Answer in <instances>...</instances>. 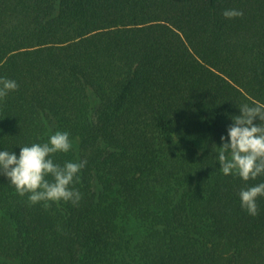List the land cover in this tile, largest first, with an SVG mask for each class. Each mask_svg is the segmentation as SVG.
<instances>
[{
  "label": "trees",
  "instance_id": "16d2710c",
  "mask_svg": "<svg viewBox=\"0 0 264 264\" xmlns=\"http://www.w3.org/2000/svg\"><path fill=\"white\" fill-rule=\"evenodd\" d=\"M0 76V147L60 129L86 161L76 204L0 175V264H264V196L210 151L264 103V0H0Z\"/></svg>",
  "mask_w": 264,
  "mask_h": 264
},
{
  "label": "clouds",
  "instance_id": "9594fccd",
  "mask_svg": "<svg viewBox=\"0 0 264 264\" xmlns=\"http://www.w3.org/2000/svg\"><path fill=\"white\" fill-rule=\"evenodd\" d=\"M226 18L243 15L236 8L222 11ZM15 79L0 76V100L18 88ZM238 114L226 112L230 123L220 143L212 142L210 151L218 170L225 176H238L245 184L238 192L240 207L249 216H257V200L264 196V103L242 102L236 105ZM19 152L0 147V175L14 187L16 193L27 197L31 204L70 202L76 204L81 192L75 186L80 180V170L85 160H55L56 153H67L74 141L66 130L56 129L47 133V139L28 144H15ZM209 151V152H210ZM254 181V183H248Z\"/></svg>",
  "mask_w": 264,
  "mask_h": 264
}]
</instances>
